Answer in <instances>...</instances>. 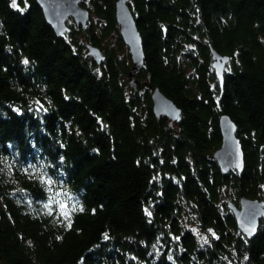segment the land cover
I'll list each match as a JSON object with an SVG mask.
<instances>
[{"label":"trees","instance_id":"16d2710c","mask_svg":"<svg viewBox=\"0 0 264 264\" xmlns=\"http://www.w3.org/2000/svg\"><path fill=\"white\" fill-rule=\"evenodd\" d=\"M12 1L0 0V264H264V218L248 238L227 207L264 201V0H129L135 87L116 0H81L87 26L63 36L35 0ZM210 48L229 57L223 90ZM155 87L179 122L154 116ZM221 115L241 174L212 158Z\"/></svg>","mask_w":264,"mask_h":264},{"label":"water","instance_id":"95a60500","mask_svg":"<svg viewBox=\"0 0 264 264\" xmlns=\"http://www.w3.org/2000/svg\"><path fill=\"white\" fill-rule=\"evenodd\" d=\"M128 1L116 0L115 20L118 24L119 35L128 48L132 62V67L128 73V83L131 87H135L137 80L134 74L144 63V51L142 38ZM35 2L42 11L45 22L57 36H63L70 32L67 25L69 19H72L73 23L82 28L87 26L90 13L81 6V0H35ZM15 4H17V0H15ZM86 49L87 55L91 56L95 63L99 64L103 60L101 51L97 47L87 44ZM210 52L214 75L221 90H223L224 73L227 71L226 65L229 62V57L218 54L213 48H210ZM151 101L152 111L156 118L162 116L167 118L169 126L180 121L181 110L157 87L151 90ZM218 126L221 134V145L214 152L212 158L216 161L222 174H227L230 171L241 174L244 170V152L236 136L237 127L227 115L219 117ZM227 207L234 216L239 232L248 238H254L258 233L260 221L264 218V201L241 195L237 205L228 201Z\"/></svg>","mask_w":264,"mask_h":264},{"label":"rangeland","instance_id":"374dc122","mask_svg":"<svg viewBox=\"0 0 264 264\" xmlns=\"http://www.w3.org/2000/svg\"><path fill=\"white\" fill-rule=\"evenodd\" d=\"M94 21V23L96 22V19L93 17L92 18ZM67 25L70 26V25H73V21L72 19H69L67 21ZM98 30V27L96 28ZM76 37L78 38L79 41H81L83 44H86V41L84 39H82L81 37V34L80 32L76 34ZM115 38L113 37H110L109 39H107L106 41H103L101 44L103 46H106V47H114L115 48ZM196 238H197V241H199L201 243V245H204V242H207V237L203 236V234H201L200 232L198 234H196ZM203 243V244H202Z\"/></svg>","mask_w":264,"mask_h":264},{"label":"snow or ice","instance_id":"6c2138e0","mask_svg":"<svg viewBox=\"0 0 264 264\" xmlns=\"http://www.w3.org/2000/svg\"><path fill=\"white\" fill-rule=\"evenodd\" d=\"M12 6H13V7H16L15 0H13V5H12ZM24 63H28V61L25 60ZM60 207L63 209L65 206H64L63 204H61ZM145 213H146L147 215H149V216L151 215V212H149L148 209H145ZM65 215H67V213H65ZM69 223H70V222H69ZM105 238L107 239V237H105ZM169 258H171V257H169Z\"/></svg>","mask_w":264,"mask_h":264},{"label":"flooded vegetation","instance_id":"af4514ba","mask_svg":"<svg viewBox=\"0 0 264 264\" xmlns=\"http://www.w3.org/2000/svg\"><path fill=\"white\" fill-rule=\"evenodd\" d=\"M20 1H21V0H17V4H16V6L19 5ZM24 1H25V0H22V2H24ZM24 5L26 6V8H28V4H26V2H24ZM74 24H75V23H74Z\"/></svg>","mask_w":264,"mask_h":264}]
</instances>
